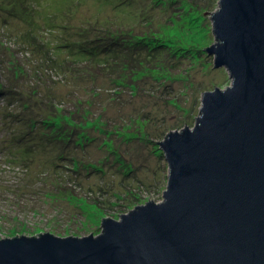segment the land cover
I'll return each instance as SVG.
<instances>
[{"label":"rangeland","instance_id":"1","mask_svg":"<svg viewBox=\"0 0 264 264\" xmlns=\"http://www.w3.org/2000/svg\"><path fill=\"white\" fill-rule=\"evenodd\" d=\"M217 7L0 0V238L98 235L102 217L162 200L168 164L157 141L192 127L203 92L231 82L203 48L216 42L203 11ZM102 28L155 44L158 58L109 70L75 57L81 35Z\"/></svg>","mask_w":264,"mask_h":264},{"label":"water","instance_id":"2","mask_svg":"<svg viewBox=\"0 0 264 264\" xmlns=\"http://www.w3.org/2000/svg\"><path fill=\"white\" fill-rule=\"evenodd\" d=\"M203 15L216 39L203 48L231 82L157 141L162 200L102 217L95 236L0 238V264H264V0H218Z\"/></svg>","mask_w":264,"mask_h":264},{"label":"trees","instance_id":"3","mask_svg":"<svg viewBox=\"0 0 264 264\" xmlns=\"http://www.w3.org/2000/svg\"><path fill=\"white\" fill-rule=\"evenodd\" d=\"M91 32L92 36H90ZM81 37L82 39H79L73 46L72 52L75 57L86 56V60L92 62L95 67L102 64L109 70L122 68L126 70L138 68L137 65L158 58L155 44H149L147 40L143 41L141 37L126 32L102 28L99 33L88 31L85 36L81 35ZM147 56L148 58H141ZM93 74L94 72L91 75ZM59 132L62 136L63 132L61 130Z\"/></svg>","mask_w":264,"mask_h":264},{"label":"bare ground","instance_id":"4","mask_svg":"<svg viewBox=\"0 0 264 264\" xmlns=\"http://www.w3.org/2000/svg\"><path fill=\"white\" fill-rule=\"evenodd\" d=\"M95 236V235H94Z\"/></svg>","mask_w":264,"mask_h":264}]
</instances>
